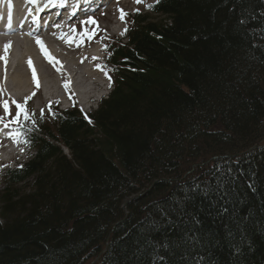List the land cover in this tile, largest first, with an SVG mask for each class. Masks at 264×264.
I'll use <instances>...</instances> for the list:
<instances>
[{
  "label": "trees",
  "instance_id": "obj_1",
  "mask_svg": "<svg viewBox=\"0 0 264 264\" xmlns=\"http://www.w3.org/2000/svg\"><path fill=\"white\" fill-rule=\"evenodd\" d=\"M127 19L95 110L24 106L28 156L1 177L0 264H264V0H156ZM217 163L232 168L229 214L200 195L186 205L208 243L176 247L179 222L149 230L157 202Z\"/></svg>",
  "mask_w": 264,
  "mask_h": 264
},
{
  "label": "rangeland",
  "instance_id": "obj_2",
  "mask_svg": "<svg viewBox=\"0 0 264 264\" xmlns=\"http://www.w3.org/2000/svg\"><path fill=\"white\" fill-rule=\"evenodd\" d=\"M149 0H140V3H137L136 0H120L118 3L112 4V6L99 14H90L88 16H84L82 18L83 21L87 20L89 17H92L95 19L97 22L96 24H84V27L86 30H88V33L91 35L93 32L95 33L94 35L91 36V39L87 42L88 44L86 47L81 45V49L85 53L93 54L94 56V50L95 49H100V59H93L94 62L98 63V65L102 66V57L103 56V51L101 47V40L107 41V40H112L114 38H117L120 36L123 27L126 23L127 19L121 20V22H117V17L120 18V10L122 9L123 11H126L124 13L130 12L133 9H140L142 6L145 5V3ZM127 4V5H126ZM83 28V27H82ZM101 36L99 40V36ZM97 42H99L97 44ZM71 55H74V53H70ZM21 63H23V60H21ZM82 69L86 68H91L90 65L86 66L83 64ZM104 66V65H103ZM22 67V66H21ZM98 76L95 77L97 80V83H94L92 85L91 91L90 92V97H82L81 93L78 94V92L73 91V88L70 87L72 86L69 81H67L68 88L71 90H66V92L63 93V88L60 86L59 82L60 79L56 76L58 75L59 72H57L58 69L57 67H53L48 65V70L50 76H48L47 80H49L48 83H45L46 79H38L37 74L36 78L39 83V87H37V82L33 80V69L30 67H27L28 71L26 73H32V78H28V82L32 85H30L29 89L26 90H19L18 88L15 89L16 87L11 86V81L8 76H3L0 77V85L3 87V89L0 90V115L3 117V119L7 122L10 121V119H13L15 117V113L17 112L15 104L12 103V101H16L17 103L21 102L24 98L31 97V106L32 109L35 110V112H40L41 109H43V112H46L47 109V104L50 102V104H53L52 102H57L59 107L64 108L68 107L70 103L73 101L77 107L83 112V113H88L90 110H93L97 106V102L100 99V97L104 96L107 94L109 91L108 87V74L105 71L103 67H97ZM101 68L104 70L102 71ZM36 71V70H35ZM29 74H27L28 76ZM44 78V77H43ZM56 78V79H55ZM79 82L80 86H83V82ZM52 84H54L52 86ZM65 86V84H63ZM89 85V84H88ZM47 87V89H46ZM99 98V99H98ZM7 100L9 102V113L5 114L4 112V107H3V102ZM91 104V106H89ZM39 110V111H38ZM23 113H21L22 115ZM13 123V122H12ZM18 123V119L16 118V122ZM10 142L8 141H3V143L0 145V154L5 155L3 159H0V178L3 170L8 167H15L18 163L23 162L27 155H26V150H24L23 147L17 148L15 151H13L12 154L6 155V149L10 146ZM23 149V151H21ZM0 180V189L2 188Z\"/></svg>",
  "mask_w": 264,
  "mask_h": 264
},
{
  "label": "snow or ice",
  "instance_id": "obj_3",
  "mask_svg": "<svg viewBox=\"0 0 264 264\" xmlns=\"http://www.w3.org/2000/svg\"><path fill=\"white\" fill-rule=\"evenodd\" d=\"M49 2L52 4V6H56V0H49ZM137 3H140V0H136ZM66 3V0H59V6L64 7ZM151 7V5H149ZM120 19L123 20L126 13L121 9L120 10ZM85 25L91 23L96 24L94 18L89 17L87 20L83 21ZM241 24L245 23L244 20L240 21ZM54 27L59 28L60 25L54 24ZM72 32H76V29L72 27L70 29ZM126 31V29H125ZM31 35V33H29ZM93 32L91 35L85 31L84 35L88 36L89 39H91V36L94 35ZM124 33H121L123 35ZM60 39L65 38V34H61L59 37ZM36 43L39 45L41 52L44 54L45 58L48 60L49 63L53 64V66L60 64V61H58L54 56L51 55V53L47 50L44 42L41 40V38L37 35L36 36ZM71 42V41H69ZM11 42L6 44L4 46L5 52H7L8 48L10 47ZM79 46V45H78ZM107 45H104V50H107ZM93 59H98V57H93ZM6 60V58H5ZM83 61H81L82 63ZM29 66H32V61L29 59L28 61ZM97 67H100L99 65ZM59 70V69H58ZM103 71L104 69L101 68ZM110 79V77H109ZM33 80L37 82V87H39V83L36 78V72L35 69H33ZM65 87H68V84H65ZM13 104H15L16 109L18 111L16 112V118L18 119L23 113L24 119L29 120L30 116L25 111L24 105L17 103L16 101H12ZM4 112L5 114L9 113V102L5 100L3 102ZM43 118V109H41V119ZM0 120H3V117H0ZM15 122V121H13ZM34 122V121H33ZM4 127L7 128L9 125L6 123L4 124ZM10 136H19V133H9ZM17 142H19L17 140ZM24 143H28V140L25 139L23 141ZM23 151V149H21ZM22 167V166H21ZM224 165H221L217 163L214 165L213 169L211 170V179L207 180H199V178H196L193 180L190 184H185L181 188L180 194H178L168 206H164L157 202L155 207V213L150 214L148 218H146V224L149 228V230H159L160 228L172 226L177 224V222L181 223L184 226V235L182 238V241L180 243H177L176 247H188V248H195L196 246H204V244L208 243L211 239L210 234H205L201 232V221L198 216L191 214L187 210V203L191 202L195 199L196 195L203 196L204 198L209 200V203L212 208L216 210L217 216H225L228 215L230 212L229 205H233L234 201L232 199L234 194V184L232 183V168L231 166H228L227 171H223ZM251 187V185H250ZM158 217V218H157ZM175 217V219H174ZM237 227H239V222H237ZM229 235L231 236L232 233L229 231ZM170 244L168 242H165L162 245L155 246V250H159V248H163L165 251H168L170 248ZM159 260L163 261L165 259L164 256H159ZM203 260V257H200L199 260L195 262V264H200V261Z\"/></svg>",
  "mask_w": 264,
  "mask_h": 264
},
{
  "label": "bare ground",
  "instance_id": "obj_4",
  "mask_svg": "<svg viewBox=\"0 0 264 264\" xmlns=\"http://www.w3.org/2000/svg\"><path fill=\"white\" fill-rule=\"evenodd\" d=\"M42 1V0H41ZM83 5H87L86 0H80ZM51 31L50 28L47 29V33ZM41 38V40L44 42L47 50L51 53L52 56H54L58 61H60V64H57L55 66L61 67V71L58 74V78L60 79V86L63 88V93L66 92V90H71L68 87L66 88L63 84H66L67 81L71 83L73 88V91L78 92V94L81 93V96L86 98L87 96L90 97L91 86L94 85V83H97L95 77L96 73L94 70L91 69H82L83 66V57L84 55L78 54V46H72L69 45V41L74 37V34L67 32L65 33V38L60 39V36H52L47 37L48 39L44 38L43 36H40L39 32H34L33 34H37ZM33 35H29L27 42H23L22 40L16 38L13 36V33L10 34H4L2 37H0V56H3V61H1L2 66L0 69V77H3L8 70V64H9V57H15L17 52L20 51L19 56L16 58L17 61L15 63V66L13 70L10 72L9 79L11 81V86L16 87L15 89L19 90H26L29 89L30 83L28 82V76L26 75V66H29V63L26 61H29V59L32 61V67H36L37 73L40 77H44L46 79L45 83H48L49 80H47L48 76L50 74L48 73V65L51 64L48 62V60L45 58L44 54L41 52V49L39 45L36 43V40H33ZM51 41L56 42V48L54 50H51L50 44ZM11 42L10 47L8 48L7 52H5L4 46ZM24 43V44H23ZM23 47L26 48L25 52H22L21 49ZM76 53V55H71L70 53ZM6 58V60H5ZM21 60H23V63H21ZM88 60H90L88 58ZM92 60V58H91ZM81 61H83L81 63ZM22 66V67H21ZM4 69V70H3ZM8 73L6 74V76ZM83 82V86L79 85V82ZM89 84V85H88ZM54 84H52L53 86ZM91 87V88H90ZM3 89L2 86H0V90ZM47 89V87H46ZM66 89V90H65ZM12 153V152H11ZM6 155L10 154V150H8ZM5 155L0 154V158H4ZM226 155H221L218 158H223ZM193 169V167H192ZM148 190V189H147ZM146 190V191H147ZM145 191H142L138 194L144 195ZM100 254H96L94 256H91L92 258H82L79 261V264H84L87 260L92 261L96 260L99 257Z\"/></svg>",
  "mask_w": 264,
  "mask_h": 264
}]
</instances>
